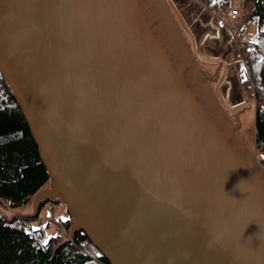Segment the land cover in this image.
Returning a JSON list of instances; mask_svg holds the SVG:
<instances>
[{
    "label": "water",
    "instance_id": "water-1",
    "mask_svg": "<svg viewBox=\"0 0 264 264\" xmlns=\"http://www.w3.org/2000/svg\"><path fill=\"white\" fill-rule=\"evenodd\" d=\"M219 66L197 70L163 0H0V71L52 184L35 200L110 264H264L246 107L234 125L201 79Z\"/></svg>",
    "mask_w": 264,
    "mask_h": 264
},
{
    "label": "trees",
    "instance_id": "trees-1",
    "mask_svg": "<svg viewBox=\"0 0 264 264\" xmlns=\"http://www.w3.org/2000/svg\"><path fill=\"white\" fill-rule=\"evenodd\" d=\"M249 19L257 32L245 50L242 71L254 85V146L264 169V0H255ZM48 182L25 116L0 71V204L21 207ZM31 221L0 211V264H90L80 250L89 242L84 231H75L67 241L60 234L47 236L48 224L33 228ZM101 259L110 264L106 257Z\"/></svg>",
    "mask_w": 264,
    "mask_h": 264
},
{
    "label": "rangeland",
    "instance_id": "rangeland-1",
    "mask_svg": "<svg viewBox=\"0 0 264 264\" xmlns=\"http://www.w3.org/2000/svg\"><path fill=\"white\" fill-rule=\"evenodd\" d=\"M174 17L180 34L185 39L188 50L198 71H204L211 76L218 74L214 80L201 76L202 81L210 88L219 105L224 109V115L238 125V110L240 123L236 126L246 144L253 153V158L260 165L258 152L254 146V85L242 81V53L239 47L244 41L252 40L257 32L256 23L250 20L255 0H234L235 5L247 3L244 13L236 21H225L222 0H163ZM245 73V72H244ZM246 75V74H245ZM248 106V107H247ZM261 170L264 169L260 165ZM46 190H52L49 181L25 205L10 208L0 204V211L15 219L31 218L34 228L40 222L48 224L47 236L60 234L62 240L70 241L74 232L70 228L74 217L66 208L64 201L58 196L51 197L55 202L45 201L47 195L36 196ZM69 220V225L66 224ZM84 245V244H83Z\"/></svg>",
    "mask_w": 264,
    "mask_h": 264
},
{
    "label": "built area",
    "instance_id": "built-area-1",
    "mask_svg": "<svg viewBox=\"0 0 264 264\" xmlns=\"http://www.w3.org/2000/svg\"><path fill=\"white\" fill-rule=\"evenodd\" d=\"M222 4H223L222 5L223 15L225 17V21L222 22V25H226V23L228 22L238 20L240 16L244 13V10L247 8L246 2L241 3L239 5H235L234 0H222ZM248 45H249V41H244L240 45L239 52L241 51L242 56H244L245 50L247 49ZM80 250L82 254H84L88 258L90 264H104L101 259L103 254L92 243L90 239H89V242L81 246Z\"/></svg>",
    "mask_w": 264,
    "mask_h": 264
},
{
    "label": "bare ground",
    "instance_id": "bare-ground-1",
    "mask_svg": "<svg viewBox=\"0 0 264 264\" xmlns=\"http://www.w3.org/2000/svg\"><path fill=\"white\" fill-rule=\"evenodd\" d=\"M68 207H69V208H70V210L73 212V210H72L73 208H72L70 205H68Z\"/></svg>",
    "mask_w": 264,
    "mask_h": 264
},
{
    "label": "flooded vegetation",
    "instance_id": "flooded-vegetation-1",
    "mask_svg": "<svg viewBox=\"0 0 264 264\" xmlns=\"http://www.w3.org/2000/svg\"><path fill=\"white\" fill-rule=\"evenodd\" d=\"M242 80V79H241Z\"/></svg>",
    "mask_w": 264,
    "mask_h": 264
}]
</instances>
